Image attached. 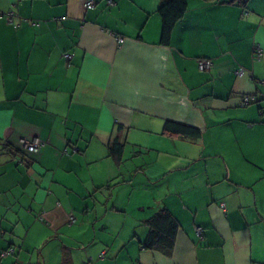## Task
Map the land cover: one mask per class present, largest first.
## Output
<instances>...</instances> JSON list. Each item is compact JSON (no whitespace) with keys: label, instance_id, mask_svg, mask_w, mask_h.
<instances>
[{"label":"crops","instance_id":"1","mask_svg":"<svg viewBox=\"0 0 264 264\" xmlns=\"http://www.w3.org/2000/svg\"><path fill=\"white\" fill-rule=\"evenodd\" d=\"M160 1L0 0V264H264V0H186L168 45Z\"/></svg>","mask_w":264,"mask_h":264},{"label":"trees","instance_id":"2","mask_svg":"<svg viewBox=\"0 0 264 264\" xmlns=\"http://www.w3.org/2000/svg\"><path fill=\"white\" fill-rule=\"evenodd\" d=\"M236 1L244 5V3L247 0H236ZM186 6H187L186 0L160 1L159 6L157 8V13L160 17V22H161L160 44L168 45L172 30L175 24L182 18V16L186 12ZM252 52L254 59H258L261 56V50L258 47H255ZM200 60L209 61L208 59H200ZM210 66L211 63L209 61L208 68L200 69L198 64V69L200 71H204L210 69ZM234 73L237 76H242L244 74V71L242 68H240L236 70ZM244 96L245 95H242L240 97V100ZM247 96L253 97V100L243 105H241V101L239 100L238 104L240 107L249 106L254 102L255 100L254 96L252 95H247ZM164 131L168 134L179 136L184 139H191V140L192 139L194 140L200 137L201 135L200 129L175 121H166L164 125ZM122 154H123V144L118 142L117 138L113 139V141L108 146V155L113 159V161L117 166H119V164L123 162ZM71 216L74 217L73 215H70V217ZM147 225H148V233L144 241L141 242L142 248L160 251L167 256L170 255L174 247L175 237L178 230V223L174 218V216L171 214V212L166 208L159 210L157 213H155L147 220ZM12 253H13V249L10 247L8 249L3 250L1 256H5ZM61 264H71L68 255L65 253L63 255Z\"/></svg>","mask_w":264,"mask_h":264},{"label":"built area","instance_id":"3","mask_svg":"<svg viewBox=\"0 0 264 264\" xmlns=\"http://www.w3.org/2000/svg\"><path fill=\"white\" fill-rule=\"evenodd\" d=\"M110 3H111V1H110ZM93 4H94L93 1H86L84 5L87 8H91V7H93ZM13 17H14V14L11 11L8 12L7 14H5V18H6L8 23H14ZM15 25H17V23H15ZM117 42L118 43H122L123 42V38H121V37L117 38ZM258 56H259V54H258ZM64 57L66 59H70V55H68V54H65ZM198 64H199V68L200 69H204V68H208L209 67V61H207V60H200ZM252 100H253V97H249V96L245 95L240 100L241 101V105H243V104H245V103H247L249 101L251 102ZM22 144H23V147L27 151L32 152V151H35V150L39 149L40 147H42L44 145V141H42L39 138H34L32 140H23ZM70 221L73 222L74 221V217L71 216L70 217ZM196 230H197L198 233L201 232L200 228H197ZM10 252H11V250H10Z\"/></svg>","mask_w":264,"mask_h":264}]
</instances>
